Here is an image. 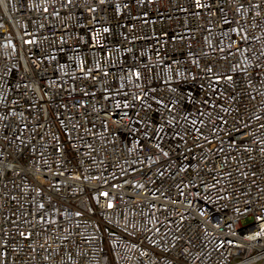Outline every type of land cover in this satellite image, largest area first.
Returning <instances> with one entry per match:
<instances>
[{"label":"built area","instance_id":"1","mask_svg":"<svg viewBox=\"0 0 264 264\" xmlns=\"http://www.w3.org/2000/svg\"><path fill=\"white\" fill-rule=\"evenodd\" d=\"M0 264H264V0H0Z\"/></svg>","mask_w":264,"mask_h":264}]
</instances>
